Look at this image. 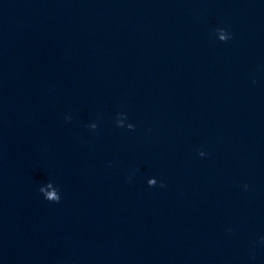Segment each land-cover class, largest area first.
Here are the masks:
<instances>
[{
	"label": "water",
	"instance_id": "1",
	"mask_svg": "<svg viewBox=\"0 0 264 264\" xmlns=\"http://www.w3.org/2000/svg\"><path fill=\"white\" fill-rule=\"evenodd\" d=\"M0 264H264V0H0Z\"/></svg>",
	"mask_w": 264,
	"mask_h": 264
}]
</instances>
